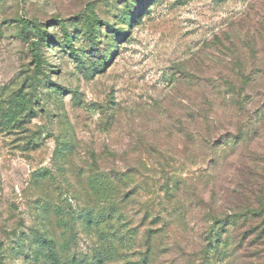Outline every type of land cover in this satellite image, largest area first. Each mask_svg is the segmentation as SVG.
<instances>
[{"label":"rangeland","instance_id":"374dc122","mask_svg":"<svg viewBox=\"0 0 264 264\" xmlns=\"http://www.w3.org/2000/svg\"><path fill=\"white\" fill-rule=\"evenodd\" d=\"M0 264H264V0H0Z\"/></svg>","mask_w":264,"mask_h":264},{"label":"trees","instance_id":"16d2710c","mask_svg":"<svg viewBox=\"0 0 264 264\" xmlns=\"http://www.w3.org/2000/svg\"><path fill=\"white\" fill-rule=\"evenodd\" d=\"M69 46H70V48H72V49H75V45H74V43H73V41L72 40H69ZM236 139H228V140H226V142L225 143H227V144H236ZM234 222H235V220H234ZM214 232H216V231H213L212 233H211V238H210V246H211V248H210V250L215 254L216 253V255H220V254H226L227 253V246H228V241H227V239H225L224 237L222 238V235H218L217 233H214ZM220 234V233H219ZM216 235H218V237H216ZM223 246V247H222ZM220 247H222V248H220Z\"/></svg>","mask_w":264,"mask_h":264}]
</instances>
